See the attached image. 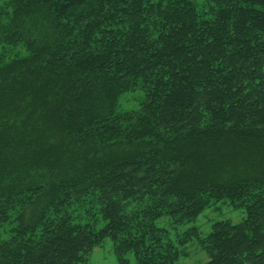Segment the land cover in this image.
<instances>
[{"label":"trees","instance_id":"trees-1","mask_svg":"<svg viewBox=\"0 0 264 264\" xmlns=\"http://www.w3.org/2000/svg\"><path fill=\"white\" fill-rule=\"evenodd\" d=\"M127 101L123 105V101ZM239 222L191 226L212 203ZM264 264V0H0V264Z\"/></svg>","mask_w":264,"mask_h":264},{"label":"rangeland","instance_id":"rangeland-1","mask_svg":"<svg viewBox=\"0 0 264 264\" xmlns=\"http://www.w3.org/2000/svg\"><path fill=\"white\" fill-rule=\"evenodd\" d=\"M122 102L123 105L127 101ZM244 217V212L241 208L234 207L228 199L219 200L206 207L192 221L175 224L168 217H161L155 221L158 227L163 228L169 239L176 241L177 238L184 232L185 229L196 226L203 234H206L211 229V224L218 220L229 219L232 222H239ZM125 258L127 264H135L134 256L131 252L127 253ZM207 259V255L203 252L196 242H189L184 248V252L180 253L177 264H199ZM87 264H120L115 255L112 242L109 239L103 241L99 246L93 248L88 256Z\"/></svg>","mask_w":264,"mask_h":264}]
</instances>
